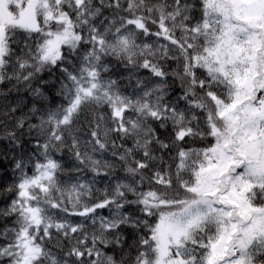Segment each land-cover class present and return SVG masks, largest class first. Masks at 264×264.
<instances>
[{
    "label": "snow or ice",
    "instance_id": "1",
    "mask_svg": "<svg viewBox=\"0 0 264 264\" xmlns=\"http://www.w3.org/2000/svg\"><path fill=\"white\" fill-rule=\"evenodd\" d=\"M0 264H264V0H0Z\"/></svg>",
    "mask_w": 264,
    "mask_h": 264
}]
</instances>
